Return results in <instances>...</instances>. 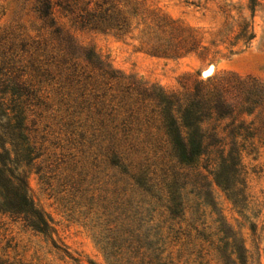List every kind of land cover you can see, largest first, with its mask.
<instances>
[{
    "label": "rangeland",
    "instance_id": "rangeland-1",
    "mask_svg": "<svg viewBox=\"0 0 264 264\" xmlns=\"http://www.w3.org/2000/svg\"><path fill=\"white\" fill-rule=\"evenodd\" d=\"M32 6V0H0V61L15 55L18 65L27 66L24 78L38 83L35 88L43 103L29 105L26 115L28 122H35L37 133L32 135L42 155L19 170L27 176L35 206L52 220L56 233L46 236L0 214V257L22 264H242L230 254L229 245L236 239L245 251L246 264H264V126L255 124L250 136L239 139L245 182L237 185L236 195L214 181L215 155L204 156L198 170H182L190 173L182 192L184 214L171 218L162 178L166 162L161 165L158 159L161 152L156 158L149 154L148 161L154 193L161 196L157 201L133 192L132 181L122 180L118 169L105 162L104 151L87 145L89 135L84 146L75 141L78 136L72 130L79 133L80 128L67 125L68 112L56 85L39 83L41 78L29 67L34 42L46 37ZM147 6L197 30L208 52L157 56L137 33L118 37L80 29L56 15L80 48L107 59L123 76L166 91L181 90L197 74L206 78L233 73L264 81V0H257L254 9L250 0H148ZM227 13L235 28L243 19L252 21L256 37L248 46L243 42L230 46L228 41L212 45L210 33L221 26ZM23 40L30 44L29 53L18 47ZM10 45L13 50L7 52ZM208 67L212 73L205 76ZM252 118L247 117L248 122ZM205 191L210 192L213 206L206 201ZM137 211L143 219L138 233L145 244L135 250L118 237L122 233L121 238H126L127 217Z\"/></svg>",
    "mask_w": 264,
    "mask_h": 264
},
{
    "label": "trees",
    "instance_id": "trees-1",
    "mask_svg": "<svg viewBox=\"0 0 264 264\" xmlns=\"http://www.w3.org/2000/svg\"><path fill=\"white\" fill-rule=\"evenodd\" d=\"M32 1L39 30L46 37L34 42L29 67L36 78H41L39 83L45 80L56 85L68 112L67 125L80 128L79 133L72 130L78 136L77 143L86 145L89 135L91 140L87 145H96L100 153L104 151L105 162L118 169L122 180L132 181L133 192L140 191L157 201L161 196L154 193L156 184L151 183L148 161L149 154L156 158L161 152L159 163L165 161L167 167L162 173L166 209L173 219L184 214L182 192L190 173L182 170H198L204 156L215 155L214 181L236 195L237 185L245 182L243 143L239 139L246 138L245 134L250 136L255 124L264 126V81L226 73L206 78L197 74L178 91L148 85L123 76L94 51L80 48L56 13L80 29L118 37L137 33V38L152 54L168 58H180L200 50L208 52V47L203 45L204 36L179 20L151 9L148 0ZM256 3L257 0H250L252 9ZM229 18L227 13L221 26L210 33L212 45L228 41L230 46L240 42L248 46L256 37L252 21L243 19L235 28ZM29 45L23 40L18 47L29 53ZM14 57L0 61V214L48 236L56 233L53 222L35 206L27 176L19 170L22 164L32 165L42 155V147L37 146L36 136L32 135L37 133L35 122H28L26 110L31 104L43 102L37 96L38 83L24 78L27 66L18 65ZM247 117L253 118L248 122ZM224 121L228 122L221 126ZM203 195L213 206L210 192ZM139 214L137 211L127 217L129 228L124 232L127 236L122 239L121 233L118 237L135 250L145 244L138 233L143 220ZM229 247L230 254L246 264L245 251L236 239ZM0 264L22 263L0 257Z\"/></svg>",
    "mask_w": 264,
    "mask_h": 264
},
{
    "label": "water",
    "instance_id": "water-1",
    "mask_svg": "<svg viewBox=\"0 0 264 264\" xmlns=\"http://www.w3.org/2000/svg\"><path fill=\"white\" fill-rule=\"evenodd\" d=\"M212 73V67H208L206 70H204L203 74L205 76H208Z\"/></svg>",
    "mask_w": 264,
    "mask_h": 264
}]
</instances>
